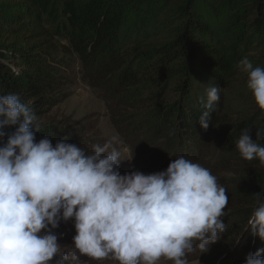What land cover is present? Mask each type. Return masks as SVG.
Instances as JSON below:
<instances>
[{
	"label": "trees",
	"instance_id": "1",
	"mask_svg": "<svg viewBox=\"0 0 264 264\" xmlns=\"http://www.w3.org/2000/svg\"><path fill=\"white\" fill-rule=\"evenodd\" d=\"M245 56L264 68V0H0V95L18 94L34 112L37 141L49 136L55 145L65 134L44 118L60 103L61 67L75 57L91 68L95 83L110 84L114 96L133 95L146 106L158 94L169 101L152 109L144 125L155 121L149 127L155 136L189 144L193 163L203 160L194 158L201 156L194 142L215 151L223 145L226 157L207 167L217 181L233 175L219 182L228 203L225 231L213 244L218 253L230 249L257 201H264V165L243 160L236 148L243 129L253 140L264 130V110L216 107L208 129L199 125L211 83L223 105L227 95L230 104L243 100L236 85L247 77L238 66ZM250 243L261 248L254 236ZM236 246L247 249L241 241Z\"/></svg>",
	"mask_w": 264,
	"mask_h": 264
},
{
	"label": "clouds",
	"instance_id": "2",
	"mask_svg": "<svg viewBox=\"0 0 264 264\" xmlns=\"http://www.w3.org/2000/svg\"><path fill=\"white\" fill-rule=\"evenodd\" d=\"M238 66L264 110V68L246 56ZM219 91L213 83L206 89L204 130ZM39 131L18 94L0 95V264H75L77 253L118 264H188V254L208 252L225 231L226 190L199 163L181 156L163 171L121 174L120 163L132 156L122 158L111 141L88 153L66 137L55 145L49 136L37 141ZM262 138V129L256 140L248 128L241 131L236 148L243 160L264 165ZM257 205L245 231L264 241V201ZM69 220L73 248L62 250L55 230ZM243 264H264V248L247 253Z\"/></svg>",
	"mask_w": 264,
	"mask_h": 264
},
{
	"label": "rangeland",
	"instance_id": "3",
	"mask_svg": "<svg viewBox=\"0 0 264 264\" xmlns=\"http://www.w3.org/2000/svg\"><path fill=\"white\" fill-rule=\"evenodd\" d=\"M61 68L60 103L44 118L46 124H59L64 127L65 134H60L61 139L68 138V143L77 144L88 153L91 152L92 145H103L105 142L111 141L113 146L122 152V158L132 156L130 161L124 160L120 163L121 174L131 171H140L144 174L155 173L165 170L173 159L181 156L186 159L190 158L189 144L185 145L184 141L178 142V136L176 138L155 136L153 131L150 132L155 121L148 120L149 125H144L152 109L169 104V101L159 99V94L155 95L154 101L149 103V106H146V102L141 100L134 103L137 99H134L133 95L117 97L114 96V90L110 84L95 83L90 78L91 68L85 67L75 57H68ZM236 93L243 97L240 104H230L232 96L226 94L224 102L228 105L218 102L219 110H228L232 108V105H235V108L243 109L245 112L257 111L258 106L254 102L252 92L247 88L245 74L240 77L239 83L236 85ZM144 96L148 97V95ZM173 101L175 102L177 99L173 98L170 103ZM234 112L235 110L231 111L228 116L231 117ZM232 119L234 120V117ZM169 140L173 142L171 143ZM197 142H194L193 146L199 153L201 152V156L194 158L196 160L203 158L201 161L197 160L196 163L205 168L214 163L215 157H217V165L227 155V150L223 149L222 144L215 151L211 147L203 148ZM230 177L233 175L221 174L217 182ZM221 219L223 221L227 219L226 213ZM246 228L247 224L234 238L233 245H230L229 250L218 253L217 250H214V245L211 244L206 253L200 254L196 250L188 254V264H243L245 255L256 251L253 250V245H250L251 235L245 231ZM55 231L62 234L58 238L62 250L72 249V237L75 235L72 221L62 222ZM238 239L247 249L236 246L239 242H237ZM254 239L261 244V248H264V241L258 237H254ZM234 248L237 249L232 253ZM77 255H79V259L75 264H118L117 261L111 259L96 261L79 253ZM158 264H173V262L161 259Z\"/></svg>",
	"mask_w": 264,
	"mask_h": 264
}]
</instances>
